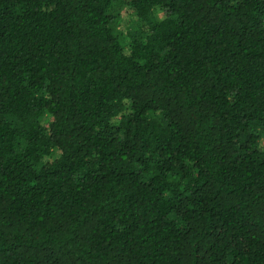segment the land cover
Returning <instances> with one entry per match:
<instances>
[{"label": "trees", "instance_id": "1", "mask_svg": "<svg viewBox=\"0 0 264 264\" xmlns=\"http://www.w3.org/2000/svg\"><path fill=\"white\" fill-rule=\"evenodd\" d=\"M0 264H264V0H0Z\"/></svg>", "mask_w": 264, "mask_h": 264}, {"label": "rangeland", "instance_id": "2", "mask_svg": "<svg viewBox=\"0 0 264 264\" xmlns=\"http://www.w3.org/2000/svg\"><path fill=\"white\" fill-rule=\"evenodd\" d=\"M128 19V18H127ZM127 25V22H124L123 24H122V26L123 27H125Z\"/></svg>", "mask_w": 264, "mask_h": 264}]
</instances>
